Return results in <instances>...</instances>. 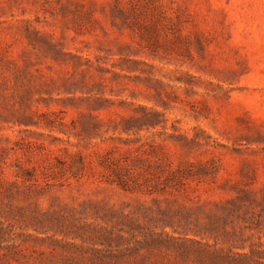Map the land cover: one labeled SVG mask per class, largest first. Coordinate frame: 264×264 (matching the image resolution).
<instances>
[{"label":"rangeland","instance_id":"1","mask_svg":"<svg viewBox=\"0 0 264 264\" xmlns=\"http://www.w3.org/2000/svg\"><path fill=\"white\" fill-rule=\"evenodd\" d=\"M0 169V264H264V0H0Z\"/></svg>","mask_w":264,"mask_h":264},{"label":"trees","instance_id":"2","mask_svg":"<svg viewBox=\"0 0 264 264\" xmlns=\"http://www.w3.org/2000/svg\"><path fill=\"white\" fill-rule=\"evenodd\" d=\"M151 119H150V117H148V116H144V117H141V118H129V119H127V118H125V121L127 122V123H131V122H133V121H137V122H150L149 124H154V123H151V121H150ZM130 126V125H129ZM78 159H79V162H80V166H85V161H84V158L79 154L78 156ZM104 160H106V158H103ZM128 169H130V168H128ZM26 172H30L31 170H25ZM31 173V172H30ZM30 173H28V174H30ZM171 175H173V174H171ZM5 183H11V181H10V179L9 178H7L6 177V175H4V170H2V169H0V191H3L4 189V187H3V185L5 184ZM13 183V182H12ZM4 232V230H2V231H0V234H2ZM0 248H3V246H1ZM253 253H256L257 251H252ZM8 253V252H7ZM7 253H3V254H0V258H4L5 256L6 257H8L7 255ZM244 258H246L247 259V255L245 254L244 256H243ZM251 258H253V256H250ZM241 262L242 263H244V261H243V259H241Z\"/></svg>","mask_w":264,"mask_h":264}]
</instances>
